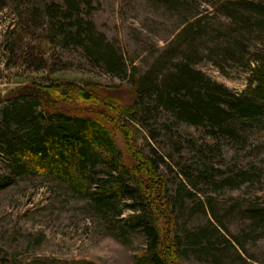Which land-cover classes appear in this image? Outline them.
Segmentation results:
<instances>
[{"label":"rangeland","instance_id":"rangeland-1","mask_svg":"<svg viewBox=\"0 0 264 264\" xmlns=\"http://www.w3.org/2000/svg\"><path fill=\"white\" fill-rule=\"evenodd\" d=\"M71 1L0 0L1 96L31 83L40 87L68 84L81 91L89 89L95 97L109 94L122 99L126 94L121 91L130 90L132 75L152 71L161 77L173 63L182 61L187 45L181 33L198 20L205 32L191 47V52L196 47L192 67L229 93L242 95L253 88L254 72L264 60V35L240 32V26L222 14L218 0H182L178 4L185 6L183 13L172 10L169 0H78L80 17L95 37H102L125 61L126 74L116 77L90 63L80 48L60 44L62 39L52 35L46 7L65 10ZM231 41L243 50L230 47ZM5 106L0 101V112ZM148 125L140 127L134 139L146 154L154 150L164 157L166 163L158 169L170 195L180 184V171L193 164L188 146H204L219 180H229L219 189L199 184L197 195L186 203L193 211L179 217L180 228L193 232L215 225L228 239L244 238L245 263L234 261V251L226 247L219 262L186 250L182 264H264V231L254 228L248 217V209L264 208V118L259 128L243 134V146L226 139L216 141L208 130L175 123L166 113L158 120L150 119ZM149 131L156 140L150 139ZM211 145H219L218 155L206 152ZM3 170L0 159V173ZM120 206L121 218L126 219L130 212ZM114 233L92 211L87 197L58 180L28 176L0 192V264H140L145 249L140 232L130 231L120 239Z\"/></svg>","mask_w":264,"mask_h":264},{"label":"trees","instance_id":"trees-1","mask_svg":"<svg viewBox=\"0 0 264 264\" xmlns=\"http://www.w3.org/2000/svg\"><path fill=\"white\" fill-rule=\"evenodd\" d=\"M180 1L168 2L172 10L183 13L186 8ZM218 1L223 4L222 14L240 26V32L264 35V0ZM45 17L52 35L62 39L60 44L80 48L90 63L124 77L125 61L102 37H95L80 17L78 0L67 3L65 10L46 7ZM204 32L200 20L188 24L180 37L187 45L182 61L173 63L161 77L152 71L132 75L130 90L121 91L126 94L122 99L109 94L95 97L89 89L76 90L68 84L40 87L30 83L0 95V101L6 102L0 112L4 164L0 192L28 176L64 183L80 197H87L92 211L114 228L116 239L130 231L140 232L145 240L140 264H182L186 250L217 262L226 247L234 251V261L245 263L242 236L228 239L215 225L191 232L178 224L181 215L193 211L186 203L197 195L199 184L219 189L229 182L219 180V171L206 158L204 146H188L193 164L180 171V184L170 195L168 182L158 169L166 163L164 157L154 150L146 154L134 139L140 127H149L150 119L158 120L165 113L175 123L208 130L216 141L226 139L242 146L246 143L243 134L259 128L264 118V60L254 72L253 88L242 95L231 94L192 67L196 47L193 52L191 47ZM228 45L243 50L237 42ZM74 100L86 105L78 106ZM149 135L156 140L153 131ZM206 147L209 155L220 153L219 145ZM121 204L130 212L126 219L121 218ZM248 210L252 226L264 231V208Z\"/></svg>","mask_w":264,"mask_h":264}]
</instances>
